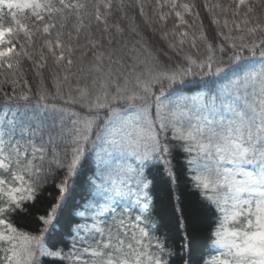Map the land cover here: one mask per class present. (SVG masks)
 I'll use <instances>...</instances> for the list:
<instances>
[{"label":"snow or ice","instance_id":"snow-or-ice-1","mask_svg":"<svg viewBox=\"0 0 264 264\" xmlns=\"http://www.w3.org/2000/svg\"><path fill=\"white\" fill-rule=\"evenodd\" d=\"M0 85V264H198L181 197L178 248L152 218L145 169L176 186L177 148L215 213L203 264H264V0H0ZM89 165L65 252L58 217ZM49 185L41 227L17 224Z\"/></svg>","mask_w":264,"mask_h":264},{"label":"trees","instance_id":"trees-1","mask_svg":"<svg viewBox=\"0 0 264 264\" xmlns=\"http://www.w3.org/2000/svg\"><path fill=\"white\" fill-rule=\"evenodd\" d=\"M150 40L153 44L160 46V42L155 37H151L149 33ZM25 79L28 82V87L31 88V95L33 96V102L35 100V94L40 88L39 78L34 75L33 69L30 65H24ZM45 84L44 87L48 88L50 92H54L52 88V82L49 77V72L45 70L44 72ZM4 90L11 92V86L0 85ZM26 90L23 83L17 85V91ZM3 93L0 92V97ZM49 103H62L60 101L49 100ZM171 136V132L168 133ZM173 163L177 169L178 183L176 186L166 185L161 175H159L155 169H145V174L149 176V179L154 180V186L152 188V196L154 201V209L152 212V218L156 220L159 224V230L156 235L166 236L167 242L170 245L179 247L181 242L182 233L178 230V220L179 215L175 211L176 202L172 198V193L179 195L183 204L188 208L187 213V224L189 226V235L192 238L193 243L196 245L197 260L198 264H203L200 259L210 258L213 255L210 247L208 246L207 237L211 229L215 226L213 221L215 219L214 211H209L207 208L202 207L199 202V195L195 193L190 184L187 181L184 168V154L179 151V149H174L173 152ZM95 171L92 165H89L84 172L83 177L77 184L76 192L71 201L65 206L63 211L58 217L56 232L53 239L57 242V247H62L65 252H68L72 246V227L75 224L81 223V219L74 215L76 211L83 210V206L86 203L87 197L89 195V188L85 183L87 176L91 175ZM53 192V188L49 185L42 195L37 199L35 204H33L29 209L28 215H22L17 219V224L23 226L27 230H38L41 225L39 224L36 217L39 215L46 214L47 210L54 202V200L49 196V193ZM43 264H70L69 261H55L53 262L51 258H43ZM173 264H177V261H173Z\"/></svg>","mask_w":264,"mask_h":264}]
</instances>
